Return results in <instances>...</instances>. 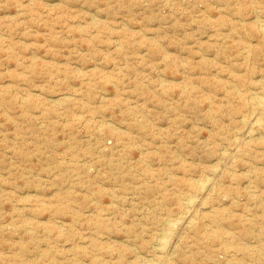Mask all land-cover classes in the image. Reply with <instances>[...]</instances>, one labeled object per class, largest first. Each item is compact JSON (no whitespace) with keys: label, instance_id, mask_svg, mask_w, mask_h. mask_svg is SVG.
Masks as SVG:
<instances>
[{"label":"rangeland","instance_id":"374dc122","mask_svg":"<svg viewBox=\"0 0 264 264\" xmlns=\"http://www.w3.org/2000/svg\"><path fill=\"white\" fill-rule=\"evenodd\" d=\"M262 25L264 0H0V264H264Z\"/></svg>","mask_w":264,"mask_h":264},{"label":"bare ground","instance_id":"6f19581e","mask_svg":"<svg viewBox=\"0 0 264 264\" xmlns=\"http://www.w3.org/2000/svg\"><path fill=\"white\" fill-rule=\"evenodd\" d=\"M261 30H263L264 31V25H262V29ZM257 101V100H256ZM264 100H262V102H263ZM256 104V103H255ZM259 106V105H258ZM262 107V106H261ZM208 180V179H207ZM206 184V183H205ZM184 221V220H183ZM162 249V248H161ZM146 261V260H145ZM151 262H149V264H150Z\"/></svg>","mask_w":264,"mask_h":264}]
</instances>
